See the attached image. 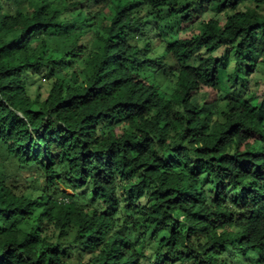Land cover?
I'll return each mask as SVG.
<instances>
[{
  "label": "clouds",
  "instance_id": "clouds-1",
  "mask_svg": "<svg viewBox=\"0 0 264 264\" xmlns=\"http://www.w3.org/2000/svg\"><path fill=\"white\" fill-rule=\"evenodd\" d=\"M0 264H264V0H0Z\"/></svg>",
  "mask_w": 264,
  "mask_h": 264
}]
</instances>
